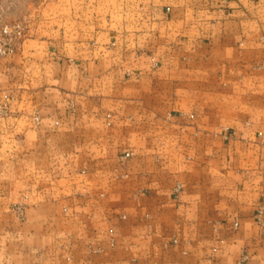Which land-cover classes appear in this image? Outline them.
Segmentation results:
<instances>
[{"label":"crops","instance_id":"1","mask_svg":"<svg viewBox=\"0 0 264 264\" xmlns=\"http://www.w3.org/2000/svg\"><path fill=\"white\" fill-rule=\"evenodd\" d=\"M105 13L0 59V264H264V0Z\"/></svg>","mask_w":264,"mask_h":264},{"label":"rangeland","instance_id":"2","mask_svg":"<svg viewBox=\"0 0 264 264\" xmlns=\"http://www.w3.org/2000/svg\"><path fill=\"white\" fill-rule=\"evenodd\" d=\"M52 5V10L49 7V14H45L47 4ZM106 0H0V29L5 25H9L15 21H20L24 26V38L18 43L14 52L8 55H0V59L11 58L21 47V44L35 32L45 28L49 33L45 37L57 43L56 47L61 48L63 44L76 40L80 41L82 37H90L89 25L95 22L105 21ZM93 9H98L97 17L93 14ZM50 28L52 31L50 32ZM37 30V31H38ZM89 34V35H88ZM82 41V40H81ZM60 43V44H59ZM136 54H143L140 50L135 51ZM149 65L152 69L159 66V61L156 57L149 53ZM150 58L155 59L156 65L150 62ZM13 104V96L10 93H2L0 95V119H7L11 115V107ZM188 119L193 118V114H185ZM108 115L106 118L108 119ZM40 118L38 115L33 116L28 120L30 129L40 127ZM110 125L109 122L106 124ZM54 127H57L55 124ZM53 132V131H52ZM47 144V143H46ZM49 144V143H48ZM13 205L20 206V214L15 211ZM25 206L22 203L8 205L7 213L15 223H21L24 219ZM12 215V216H11ZM112 230V229H110ZM114 233V232H113ZM109 238V231H108ZM113 246V245H112ZM243 256V255H242ZM247 257V255H244Z\"/></svg>","mask_w":264,"mask_h":264},{"label":"built area","instance_id":"3","mask_svg":"<svg viewBox=\"0 0 264 264\" xmlns=\"http://www.w3.org/2000/svg\"><path fill=\"white\" fill-rule=\"evenodd\" d=\"M24 26L20 21H15L9 25H5L0 29V55H8L14 52L15 48L17 47L18 43L24 38ZM150 62L154 65L155 59L150 58ZM129 153H126L125 157H129ZM181 189L180 185H176L174 191L177 193ZM15 211L20 214V206L13 205ZM264 212V204L259 205L256 211V219L260 222L261 216ZM121 219H125L124 216H121ZM236 227V223L234 224ZM114 244V233L113 230H109V245L112 246ZM247 260L246 256H241L239 264H245Z\"/></svg>","mask_w":264,"mask_h":264}]
</instances>
